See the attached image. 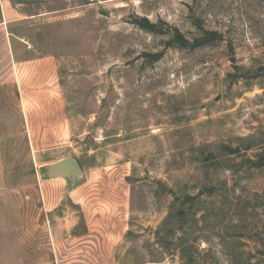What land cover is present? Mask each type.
Here are the masks:
<instances>
[{"label":"rangeland","instance_id":"obj_1","mask_svg":"<svg viewBox=\"0 0 264 264\" xmlns=\"http://www.w3.org/2000/svg\"><path fill=\"white\" fill-rule=\"evenodd\" d=\"M13 1L118 264H264V0Z\"/></svg>","mask_w":264,"mask_h":264},{"label":"crops","instance_id":"obj_2","mask_svg":"<svg viewBox=\"0 0 264 264\" xmlns=\"http://www.w3.org/2000/svg\"><path fill=\"white\" fill-rule=\"evenodd\" d=\"M23 18L0 0V264H118L121 213L86 199L81 166L77 176L50 172L74 157L71 117L57 58L13 31Z\"/></svg>","mask_w":264,"mask_h":264},{"label":"water","instance_id":"obj_3","mask_svg":"<svg viewBox=\"0 0 264 264\" xmlns=\"http://www.w3.org/2000/svg\"><path fill=\"white\" fill-rule=\"evenodd\" d=\"M258 163H263V158ZM50 172L55 176H77L80 174V165L76 158L69 156L54 162L50 166Z\"/></svg>","mask_w":264,"mask_h":264},{"label":"built area","instance_id":"obj_4","mask_svg":"<svg viewBox=\"0 0 264 264\" xmlns=\"http://www.w3.org/2000/svg\"><path fill=\"white\" fill-rule=\"evenodd\" d=\"M27 47H28V48H30V45H29V44H27Z\"/></svg>","mask_w":264,"mask_h":264},{"label":"trees","instance_id":"obj_5","mask_svg":"<svg viewBox=\"0 0 264 264\" xmlns=\"http://www.w3.org/2000/svg\"><path fill=\"white\" fill-rule=\"evenodd\" d=\"M177 38H179V37L177 36Z\"/></svg>","mask_w":264,"mask_h":264}]
</instances>
